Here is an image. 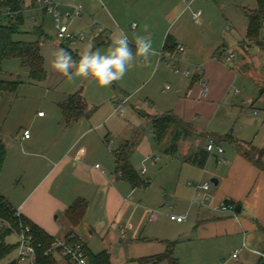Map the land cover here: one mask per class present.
Returning a JSON list of instances; mask_svg holds the SVG:
<instances>
[{
  "label": "crops",
  "instance_id": "0c3cea01",
  "mask_svg": "<svg viewBox=\"0 0 264 264\" xmlns=\"http://www.w3.org/2000/svg\"><path fill=\"white\" fill-rule=\"evenodd\" d=\"M57 1L62 11L70 10L69 3L84 5L79 23L86 34L98 28L96 22L107 28L108 37H99L97 32L93 36L97 45L109 47L123 30L134 49L135 37L146 35L147 25L157 53L146 64V73L153 70L154 78L149 80L145 94L154 113L142 111L140 115L149 119L153 138L145 137L142 126L133 129L129 125L119 135L116 150L110 149V133L104 134L101 123L86 121L96 110L94 107L86 108L77 119L65 116L62 104L79 92L71 93L54 106L52 114L40 116L38 111L33 117V132L26 128L31 132L28 139L19 133L12 143H7L0 128L7 148L0 174L2 194L49 235L62 238L74 233L87 251H107L112 264H142L143 260L168 251V244L173 242V257L179 264H212L211 260L224 254L233 264L264 262L254 252L264 253V171L247 155L257 158V150L264 149V31L257 39L248 38L246 14L257 8L258 0ZM189 1L191 6L187 8ZM215 3H220L221 11H225L220 17L213 10ZM181 8L185 9L182 15ZM197 9L202 10L198 23L192 19V11ZM239 13L244 17L240 24ZM47 17H37L41 31ZM213 19H220L217 28ZM225 20H231L228 29L238 27L245 40L233 47L231 60L225 54H216L226 44V33L220 34L228 25ZM133 23H137L135 29ZM168 36L173 43L166 46ZM179 45L184 46V51L178 50ZM160 51L164 52L162 56ZM176 67H193L192 75L176 76ZM168 80L177 84L176 91L164 95L155 89V85ZM167 87L162 91L170 89ZM133 93L129 95L135 98ZM170 112L192 126V133L182 137L175 152L166 151L170 138L157 142L152 122ZM210 135L220 139L224 153H209L204 165H199ZM133 142L129 163L134 169L133 154L144 143L148 145L144 160H152L154 166L160 159L158 151L167 155L153 178L148 176L145 181L135 170L142 181L139 186L123 176L117 162L118 153ZM219 158L227 162H220ZM19 173L21 181L14 184L12 176ZM181 178L184 181L180 182ZM210 179L218 183L212 181V186ZM188 180L210 182V189L196 195ZM225 200L241 205L237 216L219 210ZM79 201L84 202V213L73 219L70 209ZM173 201L183 206L175 208ZM172 215L187 217L178 222L171 219ZM236 250L239 253L234 257ZM55 257L60 264H69L61 253ZM16 258L17 253L10 261ZM170 259L155 264H170ZM225 261L226 258L223 264Z\"/></svg>",
  "mask_w": 264,
  "mask_h": 264
},
{
  "label": "rangeland",
  "instance_id": "374dc122",
  "mask_svg": "<svg viewBox=\"0 0 264 264\" xmlns=\"http://www.w3.org/2000/svg\"><path fill=\"white\" fill-rule=\"evenodd\" d=\"M198 1L201 2V0ZM209 5H211V3ZM219 5L220 3H215L212 6L213 10H215V13H218L220 17L225 11H221ZM239 10H241V8ZM242 13L245 14L244 9ZM31 14H33V12L28 10L25 12L24 23L21 25L20 32L16 34L15 39L25 41H37L41 39V53L44 58L45 77L42 80H36L35 78H32L20 57H6L0 59V77L6 82L12 84V88L3 92L0 96V128L2 129L5 141L7 143H12L16 136L19 133H23V130L26 128H29L33 132L34 122H36L33 121V117L38 115V111H43L46 114H52V109L54 106H57L59 102L61 103L62 100L67 98L71 93L75 92H79L84 97L87 109H90L91 107L96 109L93 112V115L87 118L86 121L88 123H93V125L101 123L104 134L110 133L107 139L112 140L111 149L114 148L116 150L115 147L118 144L117 140L119 135L129 125L133 129L142 126L143 131L145 132V137L153 138V132L151 124H149V119H146L140 115L142 111L154 113V110L152 109L153 106L150 103V100L146 98L145 94L149 88V86L147 87L148 82L154 78L152 75L153 70L151 73L149 71L146 73L147 66L145 65L142 68L139 62H137V65L130 69L122 80L114 82L108 88H100L88 79L74 78L73 80H68L66 77L60 75L52 69L51 61L53 59V53L58 48H64L72 54L74 60L78 61L80 55L83 54L89 45L92 46L93 50L99 49L101 52H106L108 46L106 44H95L93 37L96 32L98 35H100L99 37L102 35L97 30L98 28H93L91 34H86V30L79 23L80 18L82 17L81 16L72 20L71 33L77 36L84 33L86 34V40L83 42L79 41L75 44L67 41H60L57 39L56 28L54 26L53 20L49 16L47 17L46 23L43 26V37H41L39 35L41 22H38V19L37 21L36 19L29 20L27 17H29ZM241 18L243 19L244 17L241 13H239V17L237 18L238 24H240ZM4 20L8 21L7 18H4ZM218 21H220V19L212 20V22H214V27L216 28L219 26ZM230 22L231 20H225L224 23H227L228 25L225 26L223 34L219 32L223 36L226 33V44L225 46L221 45L219 47V50L216 53L218 56L223 54L224 48H226L227 52L230 53L233 51L232 49L235 45L240 46V44L245 41L241 39L238 27L231 30L228 29V27L231 26ZM262 31H264V23L261 26L259 32L261 33ZM247 37L250 38L248 36V32ZM192 68L193 67H190V69ZM145 75L147 76L145 77ZM176 76L187 78L182 76V74H176ZM241 79L242 77H240V81ZM167 85H169L170 89L168 88L169 90L163 92V88H166ZM176 87L177 84H175L173 80H168L163 84L155 85V89H158L162 94L165 93L164 95L176 91ZM138 88H141L142 91L136 94L134 96L135 98H132L131 101L127 103L125 106V114L120 115L113 113L115 107L113 102L119 101L126 96H129V94L136 92V89ZM147 147V143H144L143 147L133 154L135 170H137L141 178L145 181L148 180V176L153 178L152 175L154 174V171H157L159 168H161V164L163 165L167 157L165 153L158 151L156 154L160 159L157 165L154 166L152 160H144V153L146 152ZM26 151L27 150H23V153H26ZM35 153V151L31 152L32 155H35ZM144 169L148 171L146 172L147 174L142 173ZM20 179V173L17 176H12V182L14 184L19 182ZM182 181H184L183 178H181L180 182ZM210 182H212L211 179ZM212 186H214L213 182ZM164 197L167 199L166 195ZM197 200L199 199L197 198ZM167 203L171 204L172 202ZM172 204L175 208H181V206H183L177 201H173ZM6 241L11 244H16L18 242L17 234L15 232L10 233L6 236ZM16 253L17 249H15L9 256L4 258L0 264L8 263L16 255ZM226 255L227 254H224L215 260H211V263L213 264L215 262V264H223V261L226 258L224 264H233L229 261Z\"/></svg>",
  "mask_w": 264,
  "mask_h": 264
},
{
  "label": "trees",
  "instance_id": "16d2710c",
  "mask_svg": "<svg viewBox=\"0 0 264 264\" xmlns=\"http://www.w3.org/2000/svg\"><path fill=\"white\" fill-rule=\"evenodd\" d=\"M21 3L19 0H0V59L6 57H20L24 66L28 69L30 76L36 80H42L45 77L44 58L41 53V39L37 41L16 40L15 36L20 32L21 25L24 23V16L20 15L17 20L12 21L8 19L5 21L4 12L7 8L13 10L19 9ZM249 18L248 36L251 39H257L259 31L264 23V0H258V5L255 10L246 12ZM39 35L43 37V32L40 30ZM40 37V38H41ZM171 36L167 37L166 46L172 45ZM1 71V68H0ZM1 73V72H0ZM1 75V74H0ZM12 84L6 82L0 77V96L3 92L10 90ZM63 112L68 119H77L84 114L86 104L80 93H75L69 96L66 102L62 104ZM156 140L159 144L163 143L167 138H170V143L166 151L175 152L179 141L182 137H187L192 133V126L178 117L176 114L170 112L162 116L152 119ZM214 136V135H212ZM219 142L220 139L214 136ZM133 144L127 145L117 155V162L124 177H127L134 186H139L142 181L138 178L135 169L130 165L129 158L133 152ZM257 150V149H256ZM258 157L254 158L247 153L250 158L254 160V164L264 171V162L262 155L264 149L257 150ZM209 152H206L199 160V165H204ZM7 155L6 145L1 137L0 129V174L3 171L5 159ZM232 202L230 200H225ZM234 203V202H232ZM84 202H76L70 209V216L75 219L84 213ZM80 211V213H79ZM0 219L7 223L5 228L0 229V263L4 258L9 256L15 249L18 243L11 244L6 241V236L13 232H19L23 225H30L31 234L33 235L34 244L36 246L37 258L35 264H60L54 254H46V251L53 245L54 237L45 232L41 227L29 221L24 215L18 216L16 208L6 199L0 191ZM74 235L70 233L67 236ZM173 243L168 244V251L163 254L152 256L151 258L142 261V264H155L165 258L170 257V264H179V261L173 257ZM86 250V248H85ZM90 264H112L110 255L107 251L93 253L86 250ZM6 264H15V261H10ZM260 264H264L261 262Z\"/></svg>",
  "mask_w": 264,
  "mask_h": 264
},
{
  "label": "built area",
  "instance_id": "2783aa9c",
  "mask_svg": "<svg viewBox=\"0 0 264 264\" xmlns=\"http://www.w3.org/2000/svg\"><path fill=\"white\" fill-rule=\"evenodd\" d=\"M21 3V7L19 9L13 10L11 8H7L4 12V15L7 19L12 21L17 20V18L22 15H25V12L28 10L33 12L29 17V20L37 19V15L45 14L50 16L53 20L54 26L56 28V36L60 41H67L73 44L84 41L86 39V34L82 33L79 36L71 33L70 24L74 18L80 17L84 13V5L82 3H69L68 6L70 10L62 11L60 9V3L57 0H19ZM191 2H186V7L190 8ZM202 15V10L197 9L192 11V19L194 22H200V18ZM98 31L100 34L109 36L107 28L99 23H97ZM137 27V23L132 24V28L135 29ZM179 51H184V46L179 45ZM163 51H160L159 54L162 56ZM223 54L228 56V60H231L234 57V53L227 52V49L224 48ZM174 72L176 74H182L183 76L192 75L191 69H180L174 68ZM169 88V86L167 87ZM132 99V95L126 96L125 98L117 101L115 103V107L113 112L117 114H124L126 111L125 106ZM40 116L44 115L43 111L39 112ZM31 136V132L29 129L24 130L23 138L28 139ZM108 147L111 149L112 140H108ZM206 150L210 154L217 153L223 154L224 147L221 142H219L214 136H209L206 143ZM220 162L226 163L227 160L225 158H219ZM96 167H100V164H97ZM146 170H143L145 173ZM188 184L193 186L196 195L200 193L201 190L208 191L210 189V182L200 183L193 182L192 180H188ZM208 200V196L205 197ZM219 210L222 212H229L234 216L236 214V205L232 202L222 201L219 206ZM16 213L18 216L23 215L20 208H16ZM186 215H172L171 219L177 220L178 222H182L186 219ZM7 223L0 219V229L5 228ZM18 237V246H17V258L15 264H35L37 258L36 246L34 244L33 235L31 234L30 225H23L19 232H16ZM53 245L46 251V254H56L57 252L61 253L69 262V264H90L88 256L86 254L85 245L79 238H74V235L66 236L62 238L54 237ZM260 254L264 258V253L259 251H254ZM239 250H236L233 254L234 257H237Z\"/></svg>",
  "mask_w": 264,
  "mask_h": 264
},
{
  "label": "clouds",
  "instance_id": "9594fccd",
  "mask_svg": "<svg viewBox=\"0 0 264 264\" xmlns=\"http://www.w3.org/2000/svg\"><path fill=\"white\" fill-rule=\"evenodd\" d=\"M185 9H180V15ZM179 17H177L178 19ZM146 35H137L133 42L128 35L121 30L112 40V44L106 52L99 49L93 50L92 46L80 55L79 60H74L72 54L64 49L58 48L53 53L51 61L52 69L68 80L83 78L91 80L100 88H108L114 82L122 80L130 69L139 64L141 67L150 64V58L156 56L153 50L151 34L147 25L144 29ZM141 88L136 89L133 94H138Z\"/></svg>",
  "mask_w": 264,
  "mask_h": 264
},
{
  "label": "water",
  "instance_id": "95a60500",
  "mask_svg": "<svg viewBox=\"0 0 264 264\" xmlns=\"http://www.w3.org/2000/svg\"><path fill=\"white\" fill-rule=\"evenodd\" d=\"M215 184H217L218 183V181H216V180H212ZM236 210L239 212L240 210H241V205L240 204H237V206H236Z\"/></svg>",
  "mask_w": 264,
  "mask_h": 264
}]
</instances>
